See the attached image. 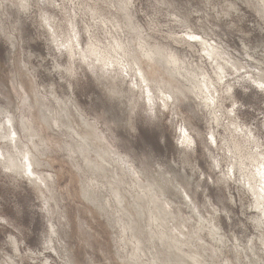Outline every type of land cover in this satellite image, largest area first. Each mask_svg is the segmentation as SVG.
Listing matches in <instances>:
<instances>
[{
  "label": "rangeland",
  "instance_id": "obj_1",
  "mask_svg": "<svg viewBox=\"0 0 264 264\" xmlns=\"http://www.w3.org/2000/svg\"><path fill=\"white\" fill-rule=\"evenodd\" d=\"M251 80L261 0H0V264H264ZM233 105L222 177L206 109ZM179 127L202 138L196 153Z\"/></svg>",
  "mask_w": 264,
  "mask_h": 264
},
{
  "label": "clouds",
  "instance_id": "obj_2",
  "mask_svg": "<svg viewBox=\"0 0 264 264\" xmlns=\"http://www.w3.org/2000/svg\"><path fill=\"white\" fill-rule=\"evenodd\" d=\"M261 6H262V12H264V0H261ZM174 19V18H173ZM77 43H79L78 40L73 41L72 46H73V50L77 51L76 49V45ZM78 54V52H77ZM95 63L93 58H89L88 61V68H90L93 64ZM85 71H87V68L85 69ZM210 91L215 93L217 90L216 88H213L210 86ZM179 104V100L174 97H168L165 102L164 105H162V107L164 108V111H176L175 106ZM206 111L212 112L216 118L213 119L211 121V125H210V131L208 134L209 136H213L215 138V143H213L211 140L208 139L207 137V141H208V148L206 149V151H209L210 153H216L214 160H213V167L212 170L219 174L222 177H226L227 176V169L226 167H222V164H226V163H230L231 162V158L230 157H226L224 159H222V154L225 152L226 148H227V144L225 141V135H226V127L229 125V123L235 119V116L230 114L229 109H224L223 111L217 113V109L216 107H209L206 109ZM176 119L178 121H180L181 124L184 123V121L182 120V118L180 116H176ZM187 131H191L188 128H185ZM219 140V143H217V141ZM192 147L188 148V151L190 154L192 153H196L197 149H198V144L202 143V138L196 134L195 132H192ZM181 147H184L181 145ZM252 147L255 149L256 145L253 144ZM261 152H264V147L260 148ZM193 159L195 160L196 166L197 168L200 166L201 162L196 159L195 156H193ZM201 179H203V175L200 177ZM197 195L199 196L200 193H197Z\"/></svg>",
  "mask_w": 264,
  "mask_h": 264
},
{
  "label": "snow or ice",
  "instance_id": "obj_3",
  "mask_svg": "<svg viewBox=\"0 0 264 264\" xmlns=\"http://www.w3.org/2000/svg\"><path fill=\"white\" fill-rule=\"evenodd\" d=\"M187 40L189 41H200L201 38L200 36L198 35H187ZM60 47L62 48H65L67 49L68 48V45H65V44H61ZM206 54V53H205ZM251 79V78H249ZM251 83L253 84V86L258 89L260 92H264V80H262L261 82H257L256 80H251ZM229 93L232 91L231 88H229L227 90ZM208 103L210 104H215V100L212 98V97H208ZM236 107V105H233V108L232 109H229V112L230 114L232 115H235V112L233 111V109ZM232 127H236L235 124L232 125ZM237 131H239V129H237ZM178 132L180 133L181 135V139L179 141V143L182 145V146H187L188 148H191L192 147V144H193V141H192V138L191 136L189 135L188 131L184 128V127H179L178 128ZM249 137L254 139V137H252V134L251 132H249ZM209 140H211L213 143H215V138L213 136H209L208 137ZM232 170L229 169V172H231ZM31 174V172L29 171V175ZM229 179H231V176L228 177ZM45 210H47V204H45ZM0 223H7V221L3 218H0ZM257 223H259L260 225V229L262 232H264V218H262L260 221H258ZM54 234V233H53ZM9 241L11 242L12 244V247L13 248H16L17 245H16V240L14 237L12 236H9L8 237ZM6 264H14L13 261H7L6 260ZM44 264H47V262L45 261Z\"/></svg>",
  "mask_w": 264,
  "mask_h": 264
},
{
  "label": "bare ground",
  "instance_id": "obj_4",
  "mask_svg": "<svg viewBox=\"0 0 264 264\" xmlns=\"http://www.w3.org/2000/svg\"><path fill=\"white\" fill-rule=\"evenodd\" d=\"M169 82H170V81H169ZM172 84H173V82H172ZM40 105H41V104H40ZM208 106H209V105H208ZM4 107H5V106H4ZM33 108H34V107H33ZM3 109H4V108H3ZM1 110H2V108H1ZM27 111H28V110H27ZM22 113H23V112H22ZM10 115H12V114H10ZM23 115H24V114H23ZM12 116H13V115H12ZM12 119H13V117H12ZM12 119L10 118L9 120H12ZM27 120H29V119H27ZM32 120H33V119H32ZM20 121H22V120H20ZM23 122H24V121H23ZM21 123H22V122H21ZM25 124H26V123H25ZM22 125H23V123H22ZM26 126H27V125H26ZM32 128H34V127H32ZM35 128H36V127H35ZM39 128H40V127H39ZM22 129H23V128H22ZM36 129H37V128H36ZM23 133H26V132L23 131ZM37 133H38V130H37ZM33 134H34V133H33ZM23 135H24V134H23ZM34 136H35V134H34ZM34 136L32 135V138H33ZM28 138H29V137H28ZM6 164H7V163H6ZM16 166H17V165H16ZM18 166L20 167V166H22V165L19 164ZM14 167H15V166H14ZM19 167H18V169H19ZM25 167H26V166H25ZM22 170H23V169H22ZM20 171H21V170H20ZM23 171H24V170H23ZM262 178H264V175H263ZM36 185H38V184H36ZM36 185H35V183H34V186H35V187H38V186H36ZM39 187H40V186H39ZM39 190H40V189H39ZM39 190H38V191H39ZM39 193H40V192H39ZM262 205H264V204H262ZM262 205H261V206H262ZM261 208H262V210H263V212H264V206L261 207ZM201 227H202V226H201Z\"/></svg>",
  "mask_w": 264,
  "mask_h": 264
}]
</instances>
